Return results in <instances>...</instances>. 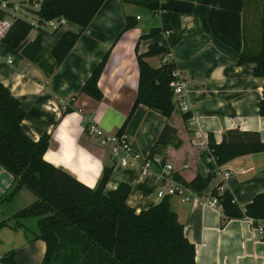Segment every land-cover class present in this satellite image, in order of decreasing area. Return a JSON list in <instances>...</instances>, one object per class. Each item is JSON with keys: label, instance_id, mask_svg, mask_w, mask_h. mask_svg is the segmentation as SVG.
I'll list each match as a JSON object with an SVG mask.
<instances>
[{"label": "crops", "instance_id": "0c3cea01", "mask_svg": "<svg viewBox=\"0 0 264 264\" xmlns=\"http://www.w3.org/2000/svg\"><path fill=\"white\" fill-rule=\"evenodd\" d=\"M140 1L105 0L84 29L63 19L39 25L36 18L17 47L0 42V81L25 111L21 123L24 133L34 140L48 134V148L55 149L56 126L68 113L79 112L84 117L80 144L100 158L104 166L112 167L105 190H112L121 182L129 184L132 190L127 202L136 211L160 202L156 194L159 166L152 163L144 175L139 166L122 167L96 136L85 131L87 124L96 123L114 133L125 121L137 93L136 47L142 53L153 42L166 43L167 58L174 61L187 81L186 99L192 113L185 124L175 113L166 119L159 112L138 105L123 132L143 158L167 122L177 127L183 143L177 151L166 148L162 154L170 152L175 160L182 157L184 163H190L188 178L195 172L207 173L200 153L206 150L209 134L219 143L227 130L256 131L264 141V116L258 112L263 79L253 75L252 63H237L246 45V21L251 20L256 0H158L156 10ZM126 16L132 18L134 26L123 30ZM152 28L160 29L158 35L140 38ZM66 30L81 33L57 65L51 50ZM251 37L252 33L248 44ZM108 50L110 54L98 80L103 96L94 100L82 93L81 87ZM153 57L157 58L155 64L150 61ZM153 57L146 61L157 67L165 56ZM67 106L73 109L64 114ZM224 166L232 173L224 182V189L231 192L239 206L264 191V151L235 157ZM175 174L177 170L173 177ZM215 178V183L201 194L190 189L193 195L188 202L170 196V207L195 246V264H264V235L257 228L261 221L242 217L221 226L218 208L204 201L220 183V178ZM11 188L12 176L0 166V222H5L0 226V264H42L44 241L34 238V229L21 221L24 218L11 220L18 211L15 209L20 210L35 199L23 196L21 207H10L6 203L24 189L20 188L10 199H2Z\"/></svg>", "mask_w": 264, "mask_h": 264}, {"label": "trees", "instance_id": "16d2710c", "mask_svg": "<svg viewBox=\"0 0 264 264\" xmlns=\"http://www.w3.org/2000/svg\"><path fill=\"white\" fill-rule=\"evenodd\" d=\"M104 1L37 0L35 15L39 25L63 19L84 29ZM139 3L151 10L159 8L158 0H142ZM5 14L8 13L0 10V16ZM133 26L132 18L126 16L123 30ZM32 27V23L13 16V23L2 42L15 48ZM259 29L258 49L254 50L256 38L251 37L250 44L246 39L237 63H252L253 75L263 79L258 112L264 116V9L259 19ZM159 31V28H152L140 38L156 36ZM80 33L69 30L62 33L51 50L57 65L73 48ZM135 51L137 93L131 111L117 133L123 132L140 104L159 112L166 119L175 113L187 124L192 113L180 110L169 85L172 71L176 68L174 61H161L157 67L146 61L147 57L167 55L166 43L153 42L145 52L139 53L137 47ZM109 54V50L105 52L81 87V92L94 100H100L103 96L98 80ZM72 109L67 106L63 113ZM24 117L25 111L20 101L0 81V166L12 176V188L2 199H10L20 188L34 194L35 200L17 211L13 218H36L32 232L34 238L45 243L42 264H195V246L185 236L183 224L171 209L170 196L163 197L159 203L147 209L136 211L127 202L132 190L129 184L121 182L116 188L105 190L112 173L111 166H104L96 188L89 189L63 169L44 162L42 157L48 148L50 136L43 134L37 140L30 138L21 127ZM182 143L177 127L167 122L147 156L162 154L166 148L177 151ZM262 151L264 141L258 132L231 129L224 132L219 143L214 141L211 134L208 135L207 148L200 153L201 162L207 169L205 175L195 172L188 178L190 163H184L182 157L175 160L176 156L170 152L163 156L177 170L174 179L195 194H201L216 177L215 164L207 161L209 155L214 156L219 165L244 154ZM210 196H216L220 204L221 226L230 219L242 217L260 220L264 224V191L256 194L243 207L236 203L227 189L219 192L214 187ZM4 224V221L0 222V226Z\"/></svg>", "mask_w": 264, "mask_h": 264}, {"label": "built area", "instance_id": "2783aa9c", "mask_svg": "<svg viewBox=\"0 0 264 264\" xmlns=\"http://www.w3.org/2000/svg\"><path fill=\"white\" fill-rule=\"evenodd\" d=\"M0 10H4V6L0 5ZM50 22V21H49ZM13 23V16L5 14L0 16V42L7 35L11 25ZM168 33V32H166ZM168 58H162V61H166ZM169 85L173 89L176 102L182 111H188V103L186 99V87L187 81L183 77L182 73L175 68L172 71V79ZM86 133L90 136H96L99 143L106 147L110 153V156L122 167L139 166L141 174H147L150 165L157 164L159 166V185L157 186V197L162 199L165 196H178L181 201L188 202L192 198V192L189 188L174 179V169L170 161L164 159L163 154H154L152 157H142L140 152L136 150L129 140L128 136L124 132L108 133L96 123H89L86 128ZM207 148V145H206ZM207 161L215 164V175L220 178V183L216 186L217 191L222 192L224 190V182L228 180L232 173L229 169L225 168L224 164H216L215 157L209 155ZM169 181L166 185L165 181ZM204 201L218 208L220 211V204L216 196H209L204 198ZM258 230L264 235V224L261 223L257 226Z\"/></svg>", "mask_w": 264, "mask_h": 264}, {"label": "clouds", "instance_id": "9594fccd", "mask_svg": "<svg viewBox=\"0 0 264 264\" xmlns=\"http://www.w3.org/2000/svg\"><path fill=\"white\" fill-rule=\"evenodd\" d=\"M83 121L84 117L79 112L68 113L56 126L53 135L57 147L46 149L42 159L94 190L102 178L104 164L79 142L84 132Z\"/></svg>", "mask_w": 264, "mask_h": 264}, {"label": "rangeland", "instance_id": "374dc122", "mask_svg": "<svg viewBox=\"0 0 264 264\" xmlns=\"http://www.w3.org/2000/svg\"><path fill=\"white\" fill-rule=\"evenodd\" d=\"M37 0H0V5L4 6V10L12 15L15 16L16 18H21L24 19L28 22H32L34 19H36L35 11L38 9V3H36ZM264 9V0H256L255 6H254V13L252 14L251 19L249 23L246 21V39H248V36L252 33L253 38H256L257 40V46L254 48V50L258 49L259 45V40H260V29H259V19L260 16L262 15ZM141 15V13L139 12ZM49 30V26H46ZM248 32V33H247ZM156 57H153L150 59V61L155 64L156 63ZM142 155V154H141ZM216 179V178H214ZM212 179L209 183V185H212L215 183L216 180ZM23 196H31L32 199H35V196L33 193H31L29 190L26 188L22 189L21 194H19L15 199H13L11 202H7L8 206L10 207H17L21 204V201L23 200ZM33 202V201H32ZM30 202L29 204H31ZM27 204V205H29ZM25 205V206H27ZM6 206V205H5ZM24 206V207H25ZM21 207V206H19ZM23 208V207H22ZM19 211V209H15V211ZM12 213V212H11ZM12 221H15V218L11 219ZM24 222L29 229H35L36 226V218L35 217H25L24 219L21 220ZM32 226V228H31ZM21 234V231H18ZM31 234V233H30Z\"/></svg>", "mask_w": 264, "mask_h": 264}]
</instances>
